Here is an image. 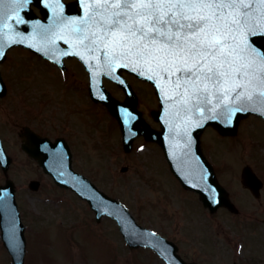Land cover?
<instances>
[{"label": "rangeland", "instance_id": "rangeland-1", "mask_svg": "<svg viewBox=\"0 0 264 264\" xmlns=\"http://www.w3.org/2000/svg\"><path fill=\"white\" fill-rule=\"evenodd\" d=\"M53 70L46 69L27 52L11 50L0 71L10 88L5 104L12 118L19 120L21 96H32L36 102L37 99L52 100L65 93L61 78L57 79L59 74L56 77ZM75 82L83 86L84 79L78 77ZM75 91L76 96L70 93L72 109H86L84 93ZM145 99L142 97L139 106L148 117L150 106H145ZM147 101L150 103L151 99ZM87 112L81 121L82 130L85 125L89 127L88 135L85 134L89 155L84 172L101 190L122 201L139 224L169 236L187 261L264 264V225L259 220L264 218V189L261 200L255 201L242 190L239 176L246 165L264 180V124L248 118L241 122L237 135L232 138H222L213 131L204 137V146L215 164L217 177L228 188L229 198L241 212L237 216L222 209L209 218L197 200L188 207L192 198L177 185L162 157L151 152H121L117 141L113 140L109 120H96L99 115L95 116L94 110L88 108ZM0 124L9 131L6 119L0 118ZM78 135L84 140L80 133H76L74 139ZM12 142L9 140L7 146L15 155ZM75 149L81 152L85 147L76 143ZM124 166L128 169L122 173L119 170ZM18 167L15 160L9 177L21 189ZM23 171L26 173L27 168ZM3 181L0 171V183ZM51 188L45 185L41 192L30 197L22 189L17 194L27 227L28 264H165L149 250L130 251L113 221L103 219L100 225L95 224L93 213L84 202L67 191ZM166 228L172 232L165 231ZM0 264H9L1 241Z\"/></svg>", "mask_w": 264, "mask_h": 264}, {"label": "snow or ice", "instance_id": "snow-or-ice-1", "mask_svg": "<svg viewBox=\"0 0 264 264\" xmlns=\"http://www.w3.org/2000/svg\"><path fill=\"white\" fill-rule=\"evenodd\" d=\"M74 23L87 51L102 46L105 58L165 73L185 111L229 125L238 113L264 116V0H86L85 16ZM4 47L0 41V58ZM123 113L126 124L136 119L127 109Z\"/></svg>", "mask_w": 264, "mask_h": 264}, {"label": "water", "instance_id": "water-1", "mask_svg": "<svg viewBox=\"0 0 264 264\" xmlns=\"http://www.w3.org/2000/svg\"><path fill=\"white\" fill-rule=\"evenodd\" d=\"M7 5L8 3L6 2L5 6ZM22 9L23 11H21L20 14L23 13V15L20 17L25 18L24 21H26V23L23 24H25V26L30 29L35 28L37 21L34 19L32 13H28L26 8ZM17 16H19V14H17ZM11 21H13V16H11L9 22H7L6 28L10 27L8 24ZM21 32L24 34H21ZM27 34L28 33H26L24 28H22L17 35L13 29L8 28V30H5L2 36H0V41H3L5 44L4 54L6 49H8L10 46L15 44L17 45L19 43L17 38L21 40V36H27ZM2 37L4 40H2ZM13 40L17 42L14 44L11 43ZM260 43L261 46L264 47V41ZM2 59L3 58H0V61ZM158 79L160 82H165L166 80L163 77H159ZM171 80L175 81L174 77H171ZM169 84L170 87L168 89L171 90L168 95L173 99V103L166 104L167 94L156 81L154 83V85L157 87V92L162 102V109L160 112L155 114V118L162 124L163 132L156 134L155 137L151 138L157 141L160 145H162V148H164L172 172L176 175V177L184 184L186 188L188 187L194 189V191L199 193L204 207H208L211 212L216 211V208L220 206H226L227 208L232 209V205L226 198L227 196L225 190L218 185L217 180L214 177L215 175L213 170L205 162L202 156L199 138L204 128L211 125L223 135H233L236 133L240 119L242 117H246L250 113L236 114L232 118L231 125H229L228 121L224 118L205 119L198 112L185 111L184 106L179 103L180 97L175 95L173 83ZM3 94L0 93V96ZM95 98L98 99L97 97ZM105 103L111 108L115 118H118L124 127H130V123L132 121L127 124L124 122L123 110L127 109L133 114L135 111L133 106L134 102L131 99L127 100V107H123L114 103V101H109L107 99ZM205 115L210 114L206 113ZM198 122L203 126H198ZM146 132L147 135H150L149 131ZM43 145L44 143L42 146ZM43 154L45 155V153ZM43 156H41L40 160L42 159L43 163V160L45 159L44 166H49L50 159L48 157L43 158ZM53 173L55 172L53 171ZM242 176L243 185L247 186L255 195H257L260 188L259 185L261 184L254 174H252L249 169H245ZM212 189H215V194H213ZM82 194L90 201H104L103 196L93 191L90 187L83 191ZM15 207L16 205L14 203V198L12 197V192H10V187H2L0 189V228L3 232L2 236L5 246L13 256L15 264H21L24 246L22 237L23 231L20 227ZM116 220L118 221L122 235L125 237L130 247L148 246L155 251H164L162 256L168 263L182 264V261H179L176 254H174V250L170 244L164 243L166 242L165 240H162L158 237H153L150 232L138 227L134 223V220L127 213L123 212L122 215H118ZM17 243H19L18 246Z\"/></svg>", "mask_w": 264, "mask_h": 264}, {"label": "flooded vegetation", "instance_id": "flooded-vegetation-1", "mask_svg": "<svg viewBox=\"0 0 264 264\" xmlns=\"http://www.w3.org/2000/svg\"><path fill=\"white\" fill-rule=\"evenodd\" d=\"M21 116L24 115L23 113L20 114ZM64 117V120L61 121V123H57V124H48V126L46 127V129L42 130V131H47V132H51L54 136H51V139H55V138H58V137H63L66 138L67 142L69 143L71 149H72V142L74 140V135L76 133H80L82 134L83 133V130L81 129L80 126H74L72 124H69L67 123L66 119L69 117V114H67L66 112H63V110H59L57 112V121H58V117ZM25 123L20 122L19 124H17V127H18V137L20 139V142L24 139L25 135H24V127H25ZM32 128V127H31ZM36 133L40 132V129H35V128H32ZM39 134V133H38ZM42 134V133H41ZM43 134H45L43 132ZM79 135L75 138V140L78 141L79 139ZM83 147V146H82ZM72 152H73V149H72ZM76 153H79V154H82L81 152L79 151H75ZM74 155V153H73ZM81 162H82V159H81ZM83 163V162H82Z\"/></svg>", "mask_w": 264, "mask_h": 264}]
</instances>
